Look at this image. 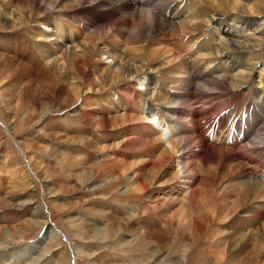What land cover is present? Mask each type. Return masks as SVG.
<instances>
[{"label": "bare ground", "instance_id": "1", "mask_svg": "<svg viewBox=\"0 0 264 264\" xmlns=\"http://www.w3.org/2000/svg\"><path fill=\"white\" fill-rule=\"evenodd\" d=\"M177 14L184 16L178 22H170L167 15ZM0 34L5 38L2 39L5 40L3 48L6 49L5 45L10 47L0 52L2 78L15 75V79H22L33 76V69L36 67L29 68L24 61L27 57L34 58L49 67L58 82L70 86L71 92L64 101L73 95L74 105L78 102L79 108H86L82 111L73 108L68 120L76 121L80 126L86 123L92 124V128L93 125L100 128V140L96 143L102 153L99 164L120 169H117L120 176L110 184V189L121 186L123 192L120 196L123 198H129L130 195H137V199L146 197L154 191L153 187L165 167L173 162L175 155H180L174 161L179 168L173 173V178L177 181L180 175L179 180L183 177L189 179L190 173L196 174L197 168H204V176L198 177L193 183L198 185L197 189L200 187L204 195H201L199 205L183 197L182 201L175 204L179 206L177 209L175 206L168 209L169 215L171 213L173 219L178 216L181 218L177 219L178 226L190 235L196 246L201 247L205 256H215V264H231L238 258L247 260L249 264L264 262V161L259 159H264V7L261 2L0 0ZM216 34L221 36L214 39ZM166 35L182 38L183 43L177 44L176 49H165L166 52L154 49L158 44L154 39L163 41L166 40ZM37 36L39 40L36 41ZM15 40L17 43H14ZM120 41L124 45L135 44L137 47L131 49L119 45ZM16 47L19 58L11 53ZM182 52H188L187 58L178 57ZM104 57L108 60L107 67L99 72L93 65L96 61H107H103ZM201 66H211L212 73L222 70V78L194 81ZM208 69L206 67L202 72H207ZM34 70L38 73L40 69ZM91 76L95 78L91 79ZM256 79L259 81L256 82ZM31 82L33 81L29 80L28 84ZM44 86H40V91L48 89ZM98 90L100 93L104 92L94 96V91ZM173 91L176 92L173 93L174 97L168 98ZM241 92L245 93L241 95L242 100L246 96L249 101H242L238 112L233 106L240 101L228 102L229 105L226 106L232 115L231 122L219 118L213 121L214 114L202 117L198 115L199 111L198 114L191 112L190 116L183 115L184 106L188 107V102L195 101L193 106L202 103L200 94L215 100L216 96L224 97L225 93H231L236 98ZM59 95L54 91L51 96H46L48 101L43 102L41 107L47 109L46 115L53 113V102L57 103L62 96ZM255 95L259 96L257 100H254ZM232 107L234 111H231ZM120 110L122 113L119 114ZM238 116L241 117L236 122ZM186 118L189 129L183 122ZM5 122L7 132L12 133L10 124L13 123L9 119ZM209 126L210 133L204 138ZM109 127H113V133L107 130ZM142 128L145 130L143 134L140 130ZM131 132L142 143L143 138L148 136H156L158 139L144 140L147 148L129 156L124 153V147L133 137L128 136ZM117 133L122 138L120 142L112 145L106 143L103 137ZM215 137L223 141L218 148L219 153L225 148L228 154L224 163L230 164V169L238 168L236 171L240 173H236V176L230 177L231 172L220 177L215 173L216 168L210 169V165H214L216 160V155L212 154L215 150L210 145ZM192 141L198 142L194 145L198 151L205 148L206 151L201 154L197 152L200 154L197 157L191 155L194 156L193 161L188 164L186 156L193 151L190 147ZM260 142L259 146L254 145ZM247 146L256 149L249 151ZM244 151L249 153H243ZM242 164L252 168L245 176L242 174ZM210 170L213 175H209ZM41 188L51 193L53 198L59 196L54 193L47 180L41 181ZM188 189L190 191L186 197L194 193L191 191L192 186H188ZM233 189L237 190V200L230 199V194L234 195ZM30 196L26 194L16 197L15 202L12 199L14 209L26 210L31 204ZM36 209L35 207L34 212ZM33 223L40 224L39 219ZM258 223L260 227L254 231ZM86 226L95 241L101 243L100 239L108 237V232L101 229L96 220L87 218ZM52 232V228L46 226L44 234L30 246V250L40 249L48 238L57 239ZM8 238L10 236L6 235L4 240L11 241ZM9 243L2 245L0 241V251L9 248ZM251 244L252 247L248 249ZM78 253L76 252L77 256ZM73 260L75 261L74 258ZM37 262L38 260L29 264Z\"/></svg>", "mask_w": 264, "mask_h": 264}, {"label": "rangeland", "instance_id": "2", "mask_svg": "<svg viewBox=\"0 0 264 264\" xmlns=\"http://www.w3.org/2000/svg\"><path fill=\"white\" fill-rule=\"evenodd\" d=\"M258 1L264 7V0ZM183 14L185 15V13ZM183 14L167 16L170 22H178ZM219 36L221 35L216 34L213 38L215 39ZM2 39L5 38L0 34V52L1 50L10 49V47L7 48V45H5L6 49L3 48L2 44L5 40ZM37 40H39L38 36ZM154 42L158 43L154 49H161L165 52L166 50L176 49L177 44L183 43L182 38H176L173 35H166V40L163 41L155 38ZM14 43H17V40ZM118 44L131 49L137 47L135 44L124 45L125 43L121 41ZM215 45L218 47L216 43ZM17 49V47L14 48L11 53L19 58ZM187 54L188 52H182L178 57L180 59L187 58ZM104 60L107 59L104 57ZM36 61L34 58H25L24 63L29 68L32 67L31 69H33L36 67L34 69H40L38 73L36 72L37 74L33 69L34 75L28 78L15 79V75L8 78L3 76L2 78V74H0V241L2 245H7L11 242V244L9 243L11 247L9 246L2 252L0 251V264H29L37 260V264H69V260L70 264H215V256L211 257L209 254L205 256L206 253L202 252L201 247L196 246L190 235L178 226L177 219L181 218L178 216V218L174 217L173 219L171 213L169 215L168 210L174 206L177 209L179 206L176 205L178 201H182L183 197L185 200H192L193 203L199 205V202L202 201L201 195H204V192L200 191V187L197 189L198 185L193 183L196 182L198 177L204 176L205 172L203 170L205 169L200 170L197 168L198 173H190L189 179L183 177L179 180V175L177 178V181H179L177 182L172 175L179 168L176 163L174 164V161L180 155H175L173 162L165 167V171H162L160 179L153 187L154 191L148 196L137 199V195L136 197H134L135 195H130L131 198L130 196L129 198H123L120 196L121 192H123L121 186L116 189L109 188L110 184L116 182V178L120 176V173H118L120 169L118 167H116L118 170L114 169L115 166L113 167L112 165L103 167L99 164L102 153L101 151L99 152L96 143L98 142L97 140H100L98 132L101 131L100 128L94 125L92 128V124L86 123L80 126L81 124L76 123V121L68 120L71 115L70 112L74 110L73 108L80 111L86 110V108H79L78 102L74 105L73 95L69 100L64 101L71 92L70 86L66 83L58 82L49 67L45 66L41 61H37L38 63ZM107 63L108 60L104 62L96 61L93 66L101 72L106 69ZM206 67H209L207 72H202ZM210 68L211 66L198 68L194 81H206L216 77L222 78V70L212 73ZM215 74L216 76H214ZM91 77V79L95 78ZM25 78L28 81L32 80L33 82L31 83L33 85L31 83L28 84ZM36 80L38 81L35 82ZM257 80L256 82L259 81ZM47 81L48 83H46ZM34 84L36 85L35 87ZM41 85L47 86L48 89H41L40 91ZM31 86L32 88L30 89ZM46 90L51 91L47 92ZM54 91L58 95L60 91L62 96L59 95V97L61 96L62 98L60 97L61 99L59 98L60 100L58 99L59 102L57 101L56 104L53 102L55 106L53 113L46 115L47 109H42L41 107L43 102L48 101L46 96H51ZM98 91H94L95 94L93 95H101L104 92L103 90V92L101 91L102 93ZM39 93L42 95L40 96ZM173 93L176 92H170L168 98L174 97ZM184 94L186 96L185 92ZM241 95H245V93L241 92L236 98L231 96V93H225L224 97L216 96L215 100H211L210 97L206 98L200 94L199 97L203 105L202 103H196L193 106L195 101H190L191 103L188 102V107L187 105L184 106L186 111L184 110L183 115L190 116L191 112L196 114L200 112L199 116L208 117L214 114L213 121L219 118L231 122L233 120L232 115L227 110L228 106L226 105H229L228 102L233 100L240 101L233 106L234 108L236 107L235 109L238 112L242 101L245 102L247 99L245 96L244 100H242ZM190 97L195 98L196 96L190 95ZM258 97V95H255L254 100H257ZM220 105L222 106L220 107ZM233 107L231 111H234ZM162 109L166 108L162 107ZM120 113H122L121 110L119 111ZM240 117L238 116L236 122ZM5 118L13 123L10 124V128H13L11 130L12 133H8L6 127H4V124L7 123ZM183 122L186 123V127L189 129L188 118L183 120ZM210 126L206 129L204 134L206 137L203 136L204 138L208 137L211 130ZM143 128L140 129L142 134L145 131ZM107 130L113 133V127H109ZM42 133H44V136H41ZM128 136H133L132 132ZM120 137V133H117V135L107 134L103 138H105L106 143L112 145L120 142L122 139ZM135 138L136 135L124 147V153L129 156L136 151H144L147 148L145 144L147 142L144 143V140L147 141L150 138L157 137L148 136L143 138V143ZM197 143L192 141V145L190 144L193 151L186 156L188 164L193 161L194 156L191 155L197 157L202 151H206V148L198 151V148L194 147ZM261 143H255L254 145L259 146ZM221 144H223V141L220 138H216L210 143L211 147L214 148L212 150H215L212 154L213 156L216 155L215 164L210 165V169L216 168L215 173L220 177L225 174H231V172L230 177H234L239 172L236 171L238 168L230 169V164L224 163L228 154L225 148L224 150L221 149V154L219 153L218 148H220ZM248 147L250 146H247L249 151L252 149L255 151L256 149L253 146ZM243 153L248 154L249 152L244 151ZM250 155L252 156V154ZM218 158L221 159H219L221 162ZM259 159L264 161L262 158ZM218 162L221 164H217ZM249 167V165L242 166L241 170L244 176L245 173L252 169ZM210 174L213 175V171L210 170ZM43 180L49 181L50 186L55 191L54 193L59 194L58 197L53 198L51 193L41 188V181L43 182ZM188 186H192L191 191H194V193L191 196L193 198L191 196L186 197L190 191ZM93 189L96 190L93 191ZM181 189H183L182 192L180 191ZM235 190L233 189L234 195L230 194V199L237 200V190ZM26 194L31 195L29 209L25 208L26 210L17 211L12 205L16 201L14 198ZM24 198L29 199L28 197ZM35 207L37 209L34 212ZM87 218L96 220L97 225L105 232H108V237L100 239L101 243L95 241L89 235L86 226ZM36 219H39L40 224L34 225L33 222ZM260 223L254 227V231L260 227ZM46 226L52 228V233L58 240L48 238L44 245L42 244L40 249H37L38 251H31L30 246L32 247L36 240H40ZM6 235L10 236L8 239H11V241L4 240ZM253 244L247 248L250 249ZM34 251H37V253H33ZM152 251L157 253L153 254ZM76 252H79L78 256ZM153 255L155 256L153 257ZM243 256H240V258ZM231 264L249 263L247 260L238 258ZM260 264H264V262Z\"/></svg>", "mask_w": 264, "mask_h": 264}]
</instances>
